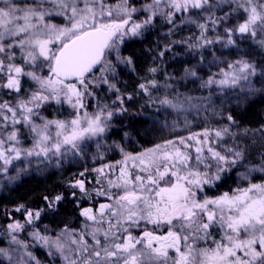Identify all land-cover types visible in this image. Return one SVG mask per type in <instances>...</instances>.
Segmentation results:
<instances>
[{"label": "snow or ice", "instance_id": "6c2138e0", "mask_svg": "<svg viewBox=\"0 0 264 264\" xmlns=\"http://www.w3.org/2000/svg\"><path fill=\"white\" fill-rule=\"evenodd\" d=\"M264 0H0V264H264Z\"/></svg>", "mask_w": 264, "mask_h": 264}, {"label": "trees", "instance_id": "16d2710c", "mask_svg": "<svg viewBox=\"0 0 264 264\" xmlns=\"http://www.w3.org/2000/svg\"><path fill=\"white\" fill-rule=\"evenodd\" d=\"M261 115H264V106L257 104L254 106L253 112L250 113L249 119H258Z\"/></svg>", "mask_w": 264, "mask_h": 264}]
</instances>
